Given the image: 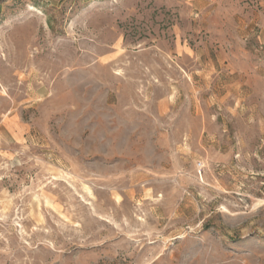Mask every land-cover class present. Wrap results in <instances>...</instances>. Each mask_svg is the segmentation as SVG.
<instances>
[{"label":"rangeland","instance_id":"rangeland-1","mask_svg":"<svg viewBox=\"0 0 264 264\" xmlns=\"http://www.w3.org/2000/svg\"><path fill=\"white\" fill-rule=\"evenodd\" d=\"M0 264H264V0H0Z\"/></svg>","mask_w":264,"mask_h":264}]
</instances>
